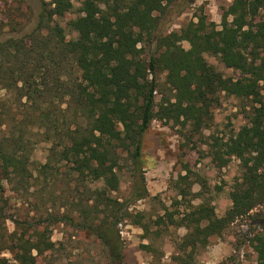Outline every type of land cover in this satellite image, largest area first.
Instances as JSON below:
<instances>
[{
	"label": "trees",
	"instance_id": "16d2710c",
	"mask_svg": "<svg viewBox=\"0 0 264 264\" xmlns=\"http://www.w3.org/2000/svg\"><path fill=\"white\" fill-rule=\"evenodd\" d=\"M75 1L80 2L78 14L65 22ZM174 1L41 0L27 35L2 39L0 34V89L11 92L21 106L16 114L1 103L0 125L6 128L0 140V190L6 181L28 191L43 179L46 186L61 185L64 200L61 208L34 223L15 220L23 232L12 233L8 242L0 235V264H8L3 250L19 264H38L37 258L55 245L48 226L60 224L95 237L110 264H124L119 226L125 220L143 228L146 237L150 222L157 235L168 224L185 227L176 264H199L195 250L208 247L212 238L245 218L256 226L249 242L258 264H264V217L255 212L264 205V0H233L220 29L201 16L179 32L156 36ZM180 1L186 7L195 2ZM74 33L76 39H68ZM154 40L157 49L145 65L146 45ZM206 55L239 71L240 77L225 76ZM162 73L171 96L158 106ZM223 93L253 102L248 124L217 142L213 152L220 167L229 157L241 162V176L229 194L231 207L218 217L205 198L207 180L196 174L201 191L193 192L186 167L176 183L181 199L176 202L187 203L186 212L177 220L167 211L148 222L147 214L134 207L149 196L143 148L152 122L183 120L199 133L212 124ZM33 137L49 143V149L46 162L32 169ZM126 167L132 185L127 196H118L119 174ZM195 198L201 203L194 205Z\"/></svg>",
	"mask_w": 264,
	"mask_h": 264
},
{
	"label": "rangeland",
	"instance_id": "374dc122",
	"mask_svg": "<svg viewBox=\"0 0 264 264\" xmlns=\"http://www.w3.org/2000/svg\"><path fill=\"white\" fill-rule=\"evenodd\" d=\"M232 2L233 0H195L192 5L186 7L180 0H175L162 15L156 36L173 31L179 32L189 22H197L201 16H205L207 22L215 24L220 29L222 16ZM79 7L80 2L75 1V9L65 16V22L77 16ZM40 9L41 0H0L2 39L27 35L34 27ZM76 36L75 33L71 34L68 39H76ZM182 45L184 49L190 47L187 42H183ZM156 49V40L146 45L142 59L145 65L150 54ZM206 59L225 76L240 77L239 71L227 68L216 58L206 55ZM158 85L156 104L159 106L163 98L171 96L165 82V73L158 76ZM3 101L7 106H12L16 114L21 110L17 98L7 89H0V111ZM252 104V99H238L225 93L221 94L220 104L212 113L214 115L212 124L199 133L193 132L192 126L185 124L183 120L177 122L156 118L145 135L143 148V171L149 196L138 202L134 210L145 212L148 222L154 221L157 216L164 215L167 211L174 214L177 220L183 216L187 203L176 202L181 200L177 199L176 183L181 173L186 174L187 167L192 172L190 177L194 181L193 192L201 191V185L196 177L198 174L207 180L210 189L205 198L214 205L216 215L223 217L232 205L229 194L235 181L241 176V162L236 157H225L229 161L226 166L220 167L213 152L217 142H225L248 124ZM158 106L156 110L159 109ZM5 128L0 125V140ZM32 143L33 169L46 162L49 143L39 137H33ZM119 177L120 190L117 195L127 196L132 185V177L127 167ZM42 180L35 182L28 191L17 190L13 184L2 182L0 235L3 234L7 242L12 233L16 232L19 236L23 232V229L14 223L15 220L34 223L37 219L43 218L44 214L61 208L64 202L60 198L61 185L46 186ZM192 203L198 205L201 199L195 198ZM255 212L264 217V205ZM2 214L4 216H1ZM250 223L252 222L249 218L237 220L222 236L212 238L208 247H199L195 250V261L199 264H258L257 253L249 242L256 226ZM150 225L151 233L146 237L143 228L131 221L125 220L120 224L119 229L124 241V264H176L177 256L182 255L179 245L188 230L185 227L168 224L167 229L166 226L165 229L161 227L163 231L157 235L158 229L152 222ZM48 228L51 241L55 245L52 250L37 258L38 264H110L106 251L95 237L61 224L50 225ZM32 232L30 230L27 236ZM1 244L3 243L0 238ZM143 245H150L154 250L150 251ZM1 256L8 260V264H19L15 256L7 250H3Z\"/></svg>",
	"mask_w": 264,
	"mask_h": 264
}]
</instances>
